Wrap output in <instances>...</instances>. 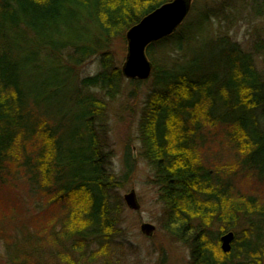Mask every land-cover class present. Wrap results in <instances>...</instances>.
<instances>
[{
  "label": "trees",
  "instance_id": "trees-1",
  "mask_svg": "<svg viewBox=\"0 0 264 264\" xmlns=\"http://www.w3.org/2000/svg\"><path fill=\"white\" fill-rule=\"evenodd\" d=\"M170 1L0 0V220L10 226L0 264L121 263L119 191L132 169L128 154L123 174L111 169L108 113L126 83L147 85L138 155L163 232L188 249L189 264H264V199L235 187L237 176L264 183V36L256 30L243 50L228 34L244 11L263 19L264 0H194L174 34L147 47L150 78L126 80L116 49ZM92 60L96 72L83 75ZM213 137L234 152L236 171L203 162ZM228 232L225 254L218 238Z\"/></svg>",
  "mask_w": 264,
  "mask_h": 264
},
{
  "label": "rangeland",
  "instance_id": "rangeland-1",
  "mask_svg": "<svg viewBox=\"0 0 264 264\" xmlns=\"http://www.w3.org/2000/svg\"><path fill=\"white\" fill-rule=\"evenodd\" d=\"M200 4H210L212 1L221 0H195ZM233 25H228V34L248 50L253 34L259 30L264 36V18H253L244 11L237 17ZM213 30L225 31V24L214 21ZM120 62H123L126 51L125 46L116 49ZM97 61L92 60L83 68V75H90L96 72ZM133 88L127 83L122 93L115 99L109 108V144L112 153L111 169L115 174L124 172L123 160L126 154L130 157L131 173L123 189L119 191L121 197L134 190L138 211H131L125 207L122 215V229L125 232L123 241V252L119 254L120 264H189V252L179 242L169 237L161 229L163 207L158 199L157 190L151 184V170L145 161L139 157L138 121L143 102L146 97L147 85L140 86L138 91L132 92ZM132 92V93H131ZM203 149V162L210 169L227 168L226 173L236 171L234 163V152L229 149L226 142L220 138H210ZM264 178V167L261 171ZM235 187L240 194L254 196L257 200L264 199V183L256 181L252 176H237ZM7 202V201H6ZM7 208V203L4 204ZM1 208V207H0ZM26 206H19L18 214L25 211ZM210 213V209H208ZM10 214L12 220L18 221L19 215H13V211H2ZM222 214V212H221ZM23 217V216H22ZM27 217V216H25ZM23 217V218H25ZM8 218V217H7ZM11 222V220H10ZM148 223L155 227L152 236L147 238L140 233V225ZM28 228L32 227L31 222H25ZM18 226V225H17ZM9 221L4 223L0 220V231L6 233L9 229ZM13 235L15 231L12 232ZM3 242L0 240V258L3 255Z\"/></svg>",
  "mask_w": 264,
  "mask_h": 264
},
{
  "label": "water",
  "instance_id": "water-1",
  "mask_svg": "<svg viewBox=\"0 0 264 264\" xmlns=\"http://www.w3.org/2000/svg\"><path fill=\"white\" fill-rule=\"evenodd\" d=\"M193 1L172 0L165 3L126 32V54L121 65V73L126 80L145 81L149 78L152 65L145 54L147 47L171 36L189 14ZM122 199L127 209L139 210L134 190L123 195ZM139 230L143 236L149 238L155 231V227L142 223ZM233 238L232 233L221 237L220 249L223 253L230 252Z\"/></svg>",
  "mask_w": 264,
  "mask_h": 264
},
{
  "label": "flooded vegetation",
  "instance_id": "flooded-vegetation-1",
  "mask_svg": "<svg viewBox=\"0 0 264 264\" xmlns=\"http://www.w3.org/2000/svg\"><path fill=\"white\" fill-rule=\"evenodd\" d=\"M218 209V211H217ZM221 211L222 209L218 206L215 208V212H216V215H215V221L218 222L221 220ZM212 218V216L210 215V219ZM222 236H220L218 239H219V242H220V239H221Z\"/></svg>",
  "mask_w": 264,
  "mask_h": 264
},
{
  "label": "bare ground",
  "instance_id": "bare-ground-1",
  "mask_svg": "<svg viewBox=\"0 0 264 264\" xmlns=\"http://www.w3.org/2000/svg\"><path fill=\"white\" fill-rule=\"evenodd\" d=\"M189 14H190V12H189ZM189 14H188L187 17L185 18V20L188 18ZM143 18H144V17H143ZM143 18H142V19H143ZM185 20H184V21H185ZM184 21L182 22V24L184 23ZM139 22H140V21H139ZM139 22H138V23H139ZM138 23H137V24H138ZM182 24H181V25H182ZM181 25H180V26H181ZM134 26H135V25H134ZM180 26H179V27H180ZM179 27H178V28H179ZM178 28H177V29H178ZM177 29H176V30H177ZM176 30H175V31H176ZM173 34H174V33H173ZM169 37H170V36H169ZM148 61H149V60H148ZM151 72H152V70H151ZM150 76H151V74H150ZM150 76H149V78H150ZM149 78H148V79H149ZM148 79H147V80H148ZM147 80H145V81H147ZM145 163H146V162H145ZM211 226H214V225H211ZM228 233H232V232H228ZM232 234H233V233H232ZM233 236H234V234H233ZM233 239H234V238H233Z\"/></svg>",
  "mask_w": 264,
  "mask_h": 264
}]
</instances>
